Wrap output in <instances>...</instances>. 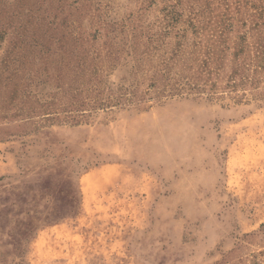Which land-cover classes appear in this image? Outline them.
<instances>
[{
  "label": "rangeland",
  "instance_id": "1",
  "mask_svg": "<svg viewBox=\"0 0 264 264\" xmlns=\"http://www.w3.org/2000/svg\"><path fill=\"white\" fill-rule=\"evenodd\" d=\"M256 10L264 0H0V109L39 111L0 118V264H264V101L148 96L76 122L66 89L127 33L160 34L170 56L225 14L231 44Z\"/></svg>",
  "mask_w": 264,
  "mask_h": 264
},
{
  "label": "trees",
  "instance_id": "2",
  "mask_svg": "<svg viewBox=\"0 0 264 264\" xmlns=\"http://www.w3.org/2000/svg\"><path fill=\"white\" fill-rule=\"evenodd\" d=\"M254 12L257 14L250 16L257 18V23L246 31L236 30L231 44L227 42L230 28L225 27L231 17L225 14L220 17L223 25L217 29L219 31H193L194 36L188 41V35H182L185 41L179 42L170 51V56L161 51L165 42L160 34H144L142 31L127 33L123 36H127L123 49L115 47L97 56L92 75H74L73 80L66 83V89L72 95L69 105L73 111L68 115L69 119L78 122L89 111L116 106L142 109L150 100L148 96L160 100L186 94L210 102L229 100L236 104H247L255 101L260 104L264 101V13L258 10ZM247 19H242V24L246 25ZM258 20L263 21L262 24ZM122 33L107 30L99 32L97 36H112L110 39L118 45L115 40ZM144 37H147V42L143 43ZM130 50L135 58L131 63L126 61L124 64L128 67V73L117 82L111 81L110 75H104L105 69L116 66L122 54ZM76 82L79 83L78 87L74 86ZM146 83L147 86L143 87ZM44 107L40 105V108ZM38 112L25 107L18 113L0 109V118L23 116L21 121L27 122ZM8 132L0 128V136Z\"/></svg>",
  "mask_w": 264,
  "mask_h": 264
}]
</instances>
